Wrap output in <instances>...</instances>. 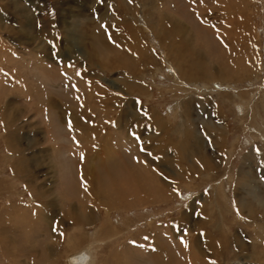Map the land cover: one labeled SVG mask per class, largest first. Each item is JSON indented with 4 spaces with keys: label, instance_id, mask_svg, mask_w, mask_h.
I'll use <instances>...</instances> for the list:
<instances>
[{
    "label": "rangeland",
    "instance_id": "obj_1",
    "mask_svg": "<svg viewBox=\"0 0 264 264\" xmlns=\"http://www.w3.org/2000/svg\"><path fill=\"white\" fill-rule=\"evenodd\" d=\"M0 73V264H264V0H0Z\"/></svg>",
    "mask_w": 264,
    "mask_h": 264
},
{
    "label": "bare ground",
    "instance_id": "obj_2",
    "mask_svg": "<svg viewBox=\"0 0 264 264\" xmlns=\"http://www.w3.org/2000/svg\"><path fill=\"white\" fill-rule=\"evenodd\" d=\"M168 30H165V32H169L173 37H176L177 38V36L178 35H176V32L178 33V34H180V30H179V28H177V27H175V26H172V25H169L168 27ZM11 32V31H10ZM179 37V36H178ZM174 39V38H173ZM180 39H181V37H180ZM175 40V39H174ZM181 56V55H180ZM164 57V56H163ZM107 58V57H106ZM148 61V60H147ZM148 63V62H147ZM90 64H91V61H90ZM3 75L0 73V77H2ZM129 77V76H128ZM122 79H124V82H126V83H129V86H130V88L132 89V91H133V89H136V90H140L141 88L143 89V87H141V85H139L138 84V80L135 78V77H131L130 79L129 78H127L126 79V77L123 75L122 76ZM197 85V84H196ZM146 87V86H145ZM129 88V87H128ZM145 89V88H144ZM141 91V90H140ZM138 93H140L139 91H137ZM136 92V93H137ZM141 92H143V91H141ZM135 93V92H134ZM191 102V101H190ZM250 104V103H249ZM190 105V103L188 102L187 104H186V106H189ZM50 109H52V108H50ZM128 112V111H127ZM133 114H125V117L126 116H128V117H133L132 116ZM135 116V115H134ZM134 119V118H133ZM224 128V127H223ZM211 129V128H210ZM214 128H212V130H213ZM224 130H225V128H224ZM217 136H218V138H221V136H222V134H221V130L220 131H217ZM209 136H211V138L213 137V135H209ZM214 140V139H213ZM132 141V140H131ZM145 141V140H144ZM215 141L216 140H214V141H212V142H214L215 143ZM199 142V141H198ZM217 142H220V141H217ZM223 142V141H222ZM104 145H105V143H104ZM214 145H216V144H214ZM106 146V145H105ZM108 147V146H107ZM110 147V146H109ZM220 150V149H219ZM95 153H96V155L94 156V157H89L88 155H87V162H89V163H95V165H99V166H101L100 167V169L101 170H104L105 171V169L107 168V166H110V167H112L113 165L115 166L118 162H119V164H121L122 166H123V161H125V159L124 158H122V154L124 153L123 151H118V150H116V149H112V147H110V148H105V149H99V150H95L94 151ZM155 152V151H154ZM157 152H161V151H159V150H157L156 151V153ZM155 153V154H156ZM200 153V152H199ZM221 153V152H220ZM232 153V152H231ZM231 153H229L230 155H231ZM80 154V153H79ZM158 154V153H157ZM66 155V154H65ZM82 155H84V154H82ZM189 155L191 156L192 155V153H190V151L188 150L187 152H186V154L184 155V158H188L189 157ZM153 156V155H152ZM196 156V155H195ZM253 156V155H252ZM159 158V157H158ZM253 158L257 161V163H259V166L261 165L262 167V169L264 168V157H263V155L261 154V153H259V152H257V153H254V156H253ZM126 159L127 160H129L130 161V159H128V157H126ZM157 159V158H156ZM197 159H198V161H199V163L198 164H202V163H208L209 162V160H210V158H208L207 159V157H205V156H203V155H201L200 156V154H198L197 153ZM82 160L85 162V160H84V156H82ZM165 159H164V157L162 158V160L160 161V162H158V163H162V162H165L164 161ZM243 161H244V163H246L247 161H248V159L247 158H245V159H243ZM20 163H22V161H20ZM90 165V164H89ZM203 165V164H202ZM206 165V164H205ZM92 166V165H91ZM200 166V165H199ZM139 167V166H138ZM171 167V166H170ZM122 169V168H121ZM120 169V173H121V175L123 176L122 178L124 179V177L125 178H129V175L131 174V176H133V173H130V172H127V170H121ZM132 169H135L134 168V164L132 165ZM144 169V168H143ZM142 169V170H143ZM200 169V168H199ZM109 170H111V169H109ZM146 170V169H145ZM17 171V170H16ZM107 171V170H106ZM118 171V170H117ZM140 171V170H139ZM138 170H137V175H139L138 176V178H140V173L141 172H139ZM151 171V170H150ZM143 172H144V170H143ZM149 172V171H148ZM106 173V172H105ZM126 173V174H125ZM153 173V172H152ZM107 174V173H106ZM105 174V175H106ZM114 174V173H113ZM157 174V173H156ZM112 175V174H111ZM116 175V174H115ZM135 175V174H134ZM136 175V176H137ZM107 176V175H106ZM135 177V176H134ZM155 177V176H154ZM181 176H179V178H180ZM245 177V174H238L237 175V177L235 178V181L237 180V183L235 184V190L237 189V186L239 187V188H241V189H244V190H247V189H252V190H256L255 189V187H253L252 186V183L251 182H246V181H240L242 178H244ZM156 178H157V176H156ZM102 179V178H101ZM105 179V178H104ZM141 179L142 180H145L144 179V177H141ZM150 179V178H149ZM125 180V179H124ZM130 180H131V178H130ZM148 180V179H147ZM110 181V180H109ZM108 181V182H109ZM138 181V180H137ZM153 181V180H152ZM102 182V181H101ZM148 182H150V181H148ZM159 182V181H158ZM128 183H130V182H127L126 181V183H121V184H118L120 187H119V189H117V188H115L114 186H111V185H108V184H106L105 183V186L104 185H102V186H104V190H103V192L105 193V194H110V196H112L113 195V193L114 192H116V191H119V192H123V193H130V192H132V193H136V195H135V197H136V201H139V200H141V198H140V196H139V191H138V189L137 188H132V187H130V186H128ZM149 184H151V183H149ZM158 184V183H157ZM148 185V184H147ZM154 185V184H153ZM159 185V184H158ZM149 186V185H148ZM146 187V186H145ZM216 187V186H215ZM148 188V187H147ZM151 188V187H150ZM163 188V187H162ZM238 188V189H239ZM245 188H247V189H245ZM73 189V188H72ZM137 189V190H136ZM153 189H155V188H153ZM141 190H143V189H140V191ZM222 190V187H221V184L220 185H218L217 186V189H216V192L217 193H219L220 191ZM114 191V192H113ZM152 192H153V190H151ZM77 192V191H76ZM141 192H143V191H141ZM146 194H149V190H147L146 188H145V191H144ZM118 193V192H117ZM144 193V194H145ZM221 194H222V196H224L225 194L224 193H222L221 192ZM83 195V194H82ZM113 197V196H112ZM111 197V198H112ZM144 197V196H143ZM106 199V198H105ZM117 199V198H116ZM109 201H110V199H109ZM106 202V201H105ZM146 202V201H145ZM137 204V203H136ZM259 204V203H258ZM111 205V204H110ZM152 205V204H151ZM260 205V207H261V209H263L264 210V202H262L261 201V203L259 204ZM258 205V206H259ZM105 206V205H104ZM103 206V207H104ZM241 207V206H240ZM106 209H109V207L106 205V207H105ZM258 209V208H257ZM109 210H111V209H109ZM259 211V210H258ZM253 212V214L251 215V216H254L256 213H259V212ZM264 212V211H263ZM261 214V213H260ZM255 219V218H254ZM257 224V223H256ZM258 227V226H257ZM92 235H94V234H92ZM95 237V236H94ZM93 237V238H94ZM239 243V245H241V243L240 242H238ZM94 245H95V242H89V243H87V244H85L84 246H82V247H79L77 250H74L73 252H71L70 254H68L67 256H66V258H65V264H94ZM236 247H237V249H238V253H240V252H242V247H239L238 245H235Z\"/></svg>",
    "mask_w": 264,
    "mask_h": 264
},
{
    "label": "snow or ice",
    "instance_id": "obj_3",
    "mask_svg": "<svg viewBox=\"0 0 264 264\" xmlns=\"http://www.w3.org/2000/svg\"><path fill=\"white\" fill-rule=\"evenodd\" d=\"M77 75H79V73H77ZM134 138H136V137H134ZM136 139H138V138H136ZM141 150H143V149H141ZM53 231L54 232L57 231V227L56 226L53 227Z\"/></svg>",
    "mask_w": 264,
    "mask_h": 264
}]
</instances>
